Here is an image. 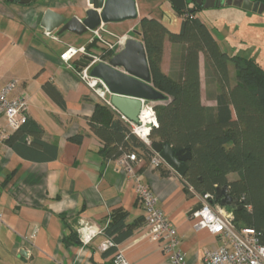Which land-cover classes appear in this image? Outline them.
<instances>
[{
  "label": "crops",
  "instance_id": "0c3cea01",
  "mask_svg": "<svg viewBox=\"0 0 264 264\" xmlns=\"http://www.w3.org/2000/svg\"><path fill=\"white\" fill-rule=\"evenodd\" d=\"M134 1L137 17L105 23L109 31L141 41L133 31L142 17L157 19L169 32L179 31L183 14L169 0ZM91 7L88 0H32L28 4L0 0V86L17 79L14 93L27 102L24 129L9 134L10 144L8 138L0 139V264H113L116 249L129 264H170L161 244L147 232L134 180L118 166L117 159L103 156L102 143L89 127L94 104L105 103L79 77L78 59L68 67L59 58L68 46L84 45L97 54L96 46L89 43L91 32L65 31L56 33L58 40H53L43 35L40 26L48 8L67 18L82 19ZM197 12L195 16L203 22ZM209 30L227 52L221 38ZM171 46L175 49L176 44L166 36L161 61L165 73ZM109 58L101 57L104 62ZM200 58L201 54L199 66ZM229 71L232 78L231 66ZM46 82L60 93L58 101L44 91ZM5 129L0 117V130ZM139 159L134 167L137 176L152 189L157 207L176 228L185 264H204V253L219 247L222 239L195 228L189 211L198 204V193L185 191L178 174L163 167L168 172L161 175L148 160ZM118 208L127 211V223L139 221L113 252L99 248L106 238L103 234L88 242L79 239L81 225L105 227L109 214ZM65 224L76 231L78 243L63 242L69 232Z\"/></svg>",
  "mask_w": 264,
  "mask_h": 264
},
{
  "label": "trees",
  "instance_id": "16d2710c",
  "mask_svg": "<svg viewBox=\"0 0 264 264\" xmlns=\"http://www.w3.org/2000/svg\"><path fill=\"white\" fill-rule=\"evenodd\" d=\"M253 1L264 5V0ZM201 8L196 5L179 11L183 20L177 33L169 32L155 18L142 17L138 22L136 35L145 48L151 84L165 95L164 100L153 103L157 127L151 130L149 140L166 142L175 150L189 148L191 157L181 176L184 190L191 186L197 193L214 197L215 186L227 184L230 194L244 205L240 210L227 207L234 214L235 226L253 228L264 245V67L252 57L223 51L209 28L195 16ZM166 36L176 44L168 73L161 69ZM111 54L107 51L102 57L107 59ZM200 54L206 83L214 84L210 95L214 105L202 102ZM229 63L235 67L234 81ZM42 87L55 101L61 98L52 83ZM88 123L102 143L100 151L105 158L135 153L149 161V146L110 107L96 102ZM25 124L17 130L24 129ZM11 141L12 137L6 140ZM157 169L161 175L168 172L162 166ZM230 174L236 177L229 179ZM212 203L218 202L213 198ZM127 217V211L120 208L107 217L103 235L116 245L138 224L139 220L127 223ZM68 229L63 242L78 243L76 231Z\"/></svg>",
  "mask_w": 264,
  "mask_h": 264
},
{
  "label": "built area",
  "instance_id": "2783aa9c",
  "mask_svg": "<svg viewBox=\"0 0 264 264\" xmlns=\"http://www.w3.org/2000/svg\"><path fill=\"white\" fill-rule=\"evenodd\" d=\"M90 32L89 43L100 45L103 48V52L95 54L84 45L68 46L59 55V58L68 67H72L71 61L83 56L90 57L91 60L86 66H80L79 77L102 102L112 107L109 100L110 92L108 88L101 79L90 76L89 70L98 62L103 61L101 57L105 52H116L117 48L121 44H124L126 37L118 36L109 31L103 23L95 29L90 30ZM43 35L53 40H58L55 31L48 32L43 30ZM17 83V79H11L0 86V117L4 120L6 126L5 130H0V139L2 140H6L11 132L20 128L27 121V102L25 98L14 93ZM153 103H144L139 114V123L129 122V124L132 132L149 146L151 150L149 166L153 169L162 166L176 173L151 148L149 134L153 128L157 127ZM144 109H149L151 112V118L146 121L142 118ZM121 118L126 120L122 115ZM139 161L140 159L135 153H125L117 158L118 166L128 177L134 180L135 193L141 203L144 223L150 238L161 244L163 250L167 253L170 264H185L184 254L179 249L180 239L176 228L166 217L163 210L157 207V199L152 189L137 176L134 167ZM188 189L191 192H195L191 186ZM197 195L200 208L192 213V216L195 218V228L206 229L211 234L217 235L222 239V244L219 247L207 250L204 253V264H264V245L259 242L255 230L250 227L238 229L234 224L233 212L226 207L220 206L218 203H212V194L205 193L202 195L198 193ZM77 231L79 239L83 242H88L95 235L103 234L104 226L94 228L91 224H84ZM111 247H117V245L107 237L99 245L102 251ZM113 264H129V262L121 251L116 249L113 256Z\"/></svg>",
  "mask_w": 264,
  "mask_h": 264
},
{
  "label": "water",
  "instance_id": "95a60500",
  "mask_svg": "<svg viewBox=\"0 0 264 264\" xmlns=\"http://www.w3.org/2000/svg\"><path fill=\"white\" fill-rule=\"evenodd\" d=\"M20 4H28L32 0H9ZM188 1L193 0H169L180 11L188 9ZM198 5L208 8L214 6L234 5L245 10L261 12L264 5L252 0H194ZM92 5L85 11V17L79 19L75 16L67 18L51 9H46L40 20L43 30L57 34L71 32L81 35L93 30L101 23L121 22L137 17L134 0H88ZM133 33L138 34L134 30ZM91 60L83 56L76 64L84 67ZM92 77L103 81L110 92V103L117 112L126 118L128 122L139 123V114L144 103L156 102L165 99V95L155 89L151 84V76L147 63L145 48L140 40L134 37L126 38L123 47L115 52L106 62H98L89 70ZM153 151L157 152L179 176L187 170L186 162L190 159L189 148L175 150L166 142L151 143ZM202 195L205 192L201 193ZM214 201L222 207L240 210L244 205L228 190L227 184L215 186ZM200 208V204L194 206L189 214Z\"/></svg>",
  "mask_w": 264,
  "mask_h": 264
},
{
  "label": "rangeland",
  "instance_id": "374dc122",
  "mask_svg": "<svg viewBox=\"0 0 264 264\" xmlns=\"http://www.w3.org/2000/svg\"><path fill=\"white\" fill-rule=\"evenodd\" d=\"M208 28L221 40L228 54L242 57H252L264 67V10L261 12L245 10L234 5L214 6L201 8L197 12ZM50 39V38H49ZM220 40V41H221ZM97 52H103V48L96 43ZM174 50V51H173ZM176 51L173 46L169 48V59L165 63L167 73L170 70L172 56ZM234 81L235 67L232 63ZM199 71L201 74L202 100L203 103H215L211 98L214 84H207L204 74L203 55L201 54ZM232 83V82H231ZM230 174L229 179L235 178Z\"/></svg>",
  "mask_w": 264,
  "mask_h": 264
},
{
  "label": "bare ground",
  "instance_id": "6f19581e",
  "mask_svg": "<svg viewBox=\"0 0 264 264\" xmlns=\"http://www.w3.org/2000/svg\"><path fill=\"white\" fill-rule=\"evenodd\" d=\"M142 118L146 121L151 118V112L149 109H144L142 112Z\"/></svg>",
  "mask_w": 264,
  "mask_h": 264
},
{
  "label": "flooded vegetation",
  "instance_id": "af4514ba",
  "mask_svg": "<svg viewBox=\"0 0 264 264\" xmlns=\"http://www.w3.org/2000/svg\"><path fill=\"white\" fill-rule=\"evenodd\" d=\"M253 1V0H252ZM188 3L190 4L189 6V8H192V7H195L196 5H198L194 0L192 1V2H189L188 1ZM198 6H200V5H198ZM200 7H202V6H200Z\"/></svg>",
  "mask_w": 264,
  "mask_h": 264
}]
</instances>
